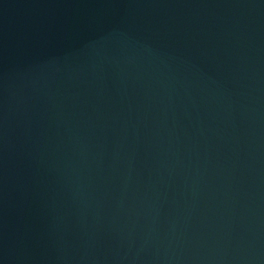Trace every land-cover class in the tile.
Returning a JSON list of instances; mask_svg holds the SVG:
<instances>
[{"label":"water","instance_id":"1","mask_svg":"<svg viewBox=\"0 0 264 264\" xmlns=\"http://www.w3.org/2000/svg\"><path fill=\"white\" fill-rule=\"evenodd\" d=\"M0 264H264V0H0Z\"/></svg>","mask_w":264,"mask_h":264}]
</instances>
